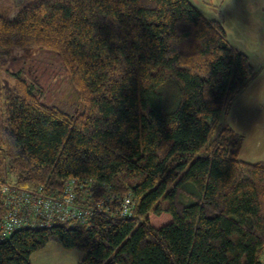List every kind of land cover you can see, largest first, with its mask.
Masks as SVG:
<instances>
[{
	"label": "trees",
	"instance_id": "trees-1",
	"mask_svg": "<svg viewBox=\"0 0 264 264\" xmlns=\"http://www.w3.org/2000/svg\"><path fill=\"white\" fill-rule=\"evenodd\" d=\"M16 50L57 54L77 115L46 103L22 72L6 83ZM256 78L190 0L0 8V226L4 185L54 194L77 180L78 202L97 210L86 225L17 230L0 240V264H32L52 242L86 251L80 264H263L264 162L242 161L245 136L222 122Z\"/></svg>",
	"mask_w": 264,
	"mask_h": 264
},
{
	"label": "rangeland",
	"instance_id": "rangeland-1",
	"mask_svg": "<svg viewBox=\"0 0 264 264\" xmlns=\"http://www.w3.org/2000/svg\"><path fill=\"white\" fill-rule=\"evenodd\" d=\"M31 0H0V8H8L10 16ZM203 15L222 23L230 45L238 52L247 55L252 64L264 60V0H190ZM239 10V11H238ZM22 72L29 84L44 90L45 102L70 115L80 110L78 93L63 69V62L53 52L41 51L26 56L22 50H16L8 57V63L2 71V78L9 86L14 85V75ZM36 93L37 91L34 90ZM264 81L256 80L235 101L228 117L222 122L232 125L245 136L240 154L242 161L264 162V144L258 150L259 136L253 121L256 116L264 123ZM257 107V109L255 108ZM253 111V112H252ZM241 118V120H240ZM245 119V120H244ZM262 134L264 128L262 127ZM7 161H5L6 163ZM9 181L16 183V176L9 171ZM87 252L80 249H66L52 242L45 248L34 252L32 264H80Z\"/></svg>",
	"mask_w": 264,
	"mask_h": 264
},
{
	"label": "built area",
	"instance_id": "built-area-1",
	"mask_svg": "<svg viewBox=\"0 0 264 264\" xmlns=\"http://www.w3.org/2000/svg\"><path fill=\"white\" fill-rule=\"evenodd\" d=\"M83 189L77 180H70L62 192L48 193L44 187L21 189L4 185L1 193L6 214L0 226V240L5 241L22 228H50L58 223L77 221L83 225L95 217L97 210L82 206L78 189ZM120 213L123 217L131 214L133 201L126 197ZM100 213V210H99Z\"/></svg>",
	"mask_w": 264,
	"mask_h": 264
},
{
	"label": "crops",
	"instance_id": "crops-1",
	"mask_svg": "<svg viewBox=\"0 0 264 264\" xmlns=\"http://www.w3.org/2000/svg\"><path fill=\"white\" fill-rule=\"evenodd\" d=\"M255 108L257 109V107H255ZM240 120H241V118H240ZM253 124H254V127L256 128V136H259L260 137L259 140L257 141L258 142V148L257 149L259 150L260 149L259 147L261 146V144L262 143L264 144V133L262 134V132H263L262 127L264 128V123H263V120L261 121V118L259 116H256V118L253 121ZM236 131L238 132V130H236ZM262 261H263V264H264V256H263Z\"/></svg>",
	"mask_w": 264,
	"mask_h": 264
},
{
	"label": "clouds",
	"instance_id": "clouds-1",
	"mask_svg": "<svg viewBox=\"0 0 264 264\" xmlns=\"http://www.w3.org/2000/svg\"><path fill=\"white\" fill-rule=\"evenodd\" d=\"M253 67H254L255 72L257 74V79L264 81V60H261L259 62H255L253 64ZM259 107L264 108V103L259 104ZM72 264H77V262L75 260H73Z\"/></svg>",
	"mask_w": 264,
	"mask_h": 264
}]
</instances>
